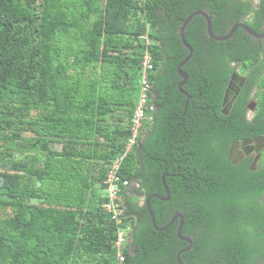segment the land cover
Wrapping results in <instances>:
<instances>
[{
    "label": "trees",
    "instance_id": "trees-1",
    "mask_svg": "<svg viewBox=\"0 0 264 264\" xmlns=\"http://www.w3.org/2000/svg\"><path fill=\"white\" fill-rule=\"evenodd\" d=\"M194 11L209 14L216 36L239 22L263 31L264 0H0V264H116L104 180L130 137L146 51L155 111L121 179L150 197L158 227L181 214L192 240L183 264H264V153L254 170L227 154L235 140L264 136V40L238 28L218 42L193 17L188 99L179 30ZM237 68L247 80L224 115ZM128 189L126 264H177L187 246L179 219L155 230Z\"/></svg>",
    "mask_w": 264,
    "mask_h": 264
},
{
    "label": "built area",
    "instance_id": "built-area-1",
    "mask_svg": "<svg viewBox=\"0 0 264 264\" xmlns=\"http://www.w3.org/2000/svg\"><path fill=\"white\" fill-rule=\"evenodd\" d=\"M144 38L147 40V36H144ZM152 69L153 65L146 51L141 62L138 102L131 120L130 137L127 140L124 154L112 162L104 180L106 201L102 205V208L110 215L116 227L113 243L116 252V264H126L124 250L129 246V236L131 233L129 222H125L123 218L125 203L121 194V189L130 187L131 184L127 179L122 180L118 171L122 159L133 152L134 148L140 143L143 119L149 117L155 111V105L152 103V84L149 79V73Z\"/></svg>",
    "mask_w": 264,
    "mask_h": 264
},
{
    "label": "water",
    "instance_id": "water-1",
    "mask_svg": "<svg viewBox=\"0 0 264 264\" xmlns=\"http://www.w3.org/2000/svg\"><path fill=\"white\" fill-rule=\"evenodd\" d=\"M251 2L253 3V5L255 7H257V3L258 0H251ZM195 16H201L205 19V23H206V32L207 35L209 36V38H211L212 40L221 42V41H227L229 39L232 38V36L235 34L236 30L238 28L243 29V31L245 33H247L251 38L253 39H264V28L263 31L261 33H256L254 32L249 26H247L246 24H244L243 22H239L234 24L228 31V33L225 36H216L213 34L212 32V27H211V19L209 17V14L205 11H194L191 14H189V16L182 22V25L180 27L179 30V34H180V39H181V43L183 44V46L188 50V55L179 63V65L177 66V72L179 74V76L181 77L182 81L179 83L178 85V89L180 90V92L184 93V91L182 90V86L186 83L187 81V74L181 69L182 66L191 59L192 55H193V49L189 46V44L186 42L185 37H184V30L186 28V26L188 25V23L193 19V17ZM245 82V78L242 76H239L237 73H233L229 79V82L227 84V87L225 88L224 94H223V98H222V103H221V113L224 115H228L231 105L235 99V97L238 95L240 88L243 86ZM185 94V93H184ZM187 96V98L189 99L190 97L185 94ZM186 108V107H185ZM256 142H264V137H260L255 139ZM243 144H250L251 140H246L244 142H242ZM239 144V142H233L228 150V156L230 158V161L233 165H237L241 159L243 158L242 154H238V157L235 158V155H237L236 153V148L237 145ZM261 148H264V145H258L257 149L259 150ZM258 157H256L254 159V163L256 162ZM251 170H253V167L250 168ZM162 183L163 186L165 188V192H166V197L165 198H160L164 201L169 200V192L165 186L164 183V178L162 177ZM143 199V198H142ZM149 200L150 197H147L144 199V205L146 206L147 212L151 218V223H152V227L155 230L158 231H165L167 230L170 226H172L174 224V222L179 219V224L178 227L176 229V236L179 240L185 242L187 244V246L183 249H181L177 255H176V262L177 264H183L181 262L180 256L189 251L192 248V240L188 237H185L181 234L182 232V226H183V217L181 216V214L177 213L175 214L171 220L163 227H158L155 223V219L153 216V213L151 211V208L149 206Z\"/></svg>",
    "mask_w": 264,
    "mask_h": 264
},
{
    "label": "flooded vegetation",
    "instance_id": "flooded-vegetation-1",
    "mask_svg": "<svg viewBox=\"0 0 264 264\" xmlns=\"http://www.w3.org/2000/svg\"><path fill=\"white\" fill-rule=\"evenodd\" d=\"M259 1V0H258ZM253 4V3H252ZM264 28V27H263ZM259 40H264V39H259ZM233 73H237L239 76H242L245 78V82L247 80V76L244 74V73H240L239 72V69L237 68L236 71L232 72L231 75ZM230 75V77H231ZM229 77V79H230ZM229 82V80H228ZM244 82V83H245ZM228 84V83H227ZM244 85V84H243ZM227 87V86H226ZM241 89V88H240ZM225 91V90H224ZM239 94V93H238ZM232 106V105H231ZM256 106V102L255 101H251L248 105H247V108H248V112H247V117L249 119H251V117L253 116V113H254V108ZM231 109V108H230ZM250 110H253L252 114L250 115ZM230 112V111H229ZM229 114V113H228ZM260 137H264V136H260ZM260 137H253V138H247V139H243V140H235L233 142H239V144L237 145V148H236V153L237 155H235V158L238 157V154H242L243 155V158L241 159L244 160V159H250V164H249V169L251 167H253V170L256 168V165L258 163V161L260 160L262 154L264 153V148H261L258 150L257 149V146L258 145H264V142H256L255 139L257 138H260ZM246 140H251V143L250 144H243L242 142L246 141ZM232 142V143H233ZM231 143V144H232ZM230 144V146H231ZM229 146V148H230ZM229 150V149H228ZM228 154V152H227ZM257 158L256 162L254 163V159ZM229 158V156H228ZM230 159V158H229ZM240 161V162H241ZM231 162V161H230ZM251 170V169H250ZM130 187L128 189V196L131 197L132 201H134L139 207H142L143 206V202H144V196L143 195H140L137 191V188H138V184L136 183H130ZM143 198V199H142ZM128 206L125 204V209H127ZM176 222V221H175Z\"/></svg>",
    "mask_w": 264,
    "mask_h": 264
},
{
    "label": "rangeland",
    "instance_id": "rangeland-1",
    "mask_svg": "<svg viewBox=\"0 0 264 264\" xmlns=\"http://www.w3.org/2000/svg\"><path fill=\"white\" fill-rule=\"evenodd\" d=\"M252 112H253V110H250V113H249V114L251 115ZM147 119L149 120L148 117H146V118L143 119V126H144V125L146 126L147 124H149V122L147 121ZM139 144H140V143H139ZM139 144H138V145H139ZM52 148L59 149L60 146H59V145H53ZM8 154H9V153H8ZM104 192H105V191H104ZM104 192L102 191L101 194L103 193V195H104ZM105 194H106V192H105ZM103 204H104V203H103ZM103 204H102V205H103Z\"/></svg>",
    "mask_w": 264,
    "mask_h": 264
},
{
    "label": "bare ground",
    "instance_id": "bare-ground-1",
    "mask_svg": "<svg viewBox=\"0 0 264 264\" xmlns=\"http://www.w3.org/2000/svg\"><path fill=\"white\" fill-rule=\"evenodd\" d=\"M143 39H144V41H145V44L146 45H148L149 44V39H148V37H147V40L144 38V36H143ZM147 41H148V43H147ZM188 55V54H187ZM113 161V160H112Z\"/></svg>",
    "mask_w": 264,
    "mask_h": 264
},
{
    "label": "clouds",
    "instance_id": "clouds-1",
    "mask_svg": "<svg viewBox=\"0 0 264 264\" xmlns=\"http://www.w3.org/2000/svg\"><path fill=\"white\" fill-rule=\"evenodd\" d=\"M104 191H105V189H104Z\"/></svg>",
    "mask_w": 264,
    "mask_h": 264
}]
</instances>
